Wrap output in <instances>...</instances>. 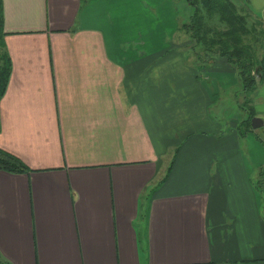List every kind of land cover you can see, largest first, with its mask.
Segmentation results:
<instances>
[{
	"label": "crops",
	"instance_id": "crops-1",
	"mask_svg": "<svg viewBox=\"0 0 264 264\" xmlns=\"http://www.w3.org/2000/svg\"><path fill=\"white\" fill-rule=\"evenodd\" d=\"M2 2L0 149L30 171H0V260L264 264L236 122L209 112L223 91L236 97L237 70L214 54L199 71L168 50L173 1ZM240 2L262 31L264 0Z\"/></svg>",
	"mask_w": 264,
	"mask_h": 264
},
{
	"label": "trees",
	"instance_id": "trees-1",
	"mask_svg": "<svg viewBox=\"0 0 264 264\" xmlns=\"http://www.w3.org/2000/svg\"><path fill=\"white\" fill-rule=\"evenodd\" d=\"M196 1L198 0H188L193 7ZM199 1L206 10L209 21L219 24L207 23L200 10L194 7L195 13L190 22L182 25L192 39L189 44L194 49L203 46L206 56L212 53L226 59L237 70L244 93L254 94L264 81V58L258 57L251 38L259 37L262 31L250 25L248 15L242 9L239 10L232 0ZM4 37L3 2L0 0V102L6 93L12 73V63L5 48ZM250 129L253 130L251 124ZM0 171L23 174L30 170L19 158L0 149ZM0 264L5 263L0 260Z\"/></svg>",
	"mask_w": 264,
	"mask_h": 264
},
{
	"label": "rangeland",
	"instance_id": "rangeland-1",
	"mask_svg": "<svg viewBox=\"0 0 264 264\" xmlns=\"http://www.w3.org/2000/svg\"><path fill=\"white\" fill-rule=\"evenodd\" d=\"M173 5L175 7V21L177 23V29L174 33H171L167 37H165V45L169 47L168 50H178L179 52H182L185 56L187 53L189 55V64L192 60V67L198 68L200 71V67L205 65L206 60L208 59V55H214L212 53H209L206 56V52L203 48V46H197L195 49L190 43V36L187 34V31L182 28V25L190 22V18L195 13V8H198L200 10V14L205 17V21L209 24H216L218 25L216 21L210 22L207 17V12L205 9H203V6L201 2L198 0L196 1V5L194 7L188 2V0H172ZM234 4L237 6V8L240 10L244 3L240 2V0H232ZM245 9V7H244ZM250 10V9H249ZM248 11L245 9V12ZM254 19L257 20V16H254ZM142 20H144L142 16ZM250 25H254L255 27L260 28V22L256 21V23L253 22L252 19H248ZM156 24L158 25V29L162 32V23L163 18L161 16H158L155 20ZM254 23V24H253ZM261 29V28H260ZM189 40V43L186 44V42H183L184 40ZM257 42L255 44V42ZM185 45H183V43ZM251 43L255 45L256 52L258 54V57L264 58V28L262 27V35H259V37L252 39ZM180 44V47L178 45ZM187 46V47H185ZM192 46V47H191ZM241 79L239 74L237 73V89L234 90L235 96L233 93L229 96V91H223V93L220 94L219 98H217V95L214 97L215 100L212 103L209 112L210 114H213L214 117L217 118V120H220V123L222 126L226 122H236L235 131H237L238 134V144L239 149L241 153H238V161L240 164H246V172L247 175H249L250 184H252V188L254 193L256 194L257 201H258V211L260 212L261 219L264 221V125L256 130L250 129V124L252 127V120L258 116H255V114L261 113L264 114V88L259 91L262 95L257 98H254L256 95V92L252 95L245 94L243 91V86L241 84ZM260 87V86H259ZM259 100L262 101V106H257ZM219 110V113L218 111ZM255 116V117H254ZM220 117V118H219ZM253 117V118H252ZM264 122V115L262 117H258ZM250 121V122H249ZM224 128L227 130L228 128L224 126ZM234 127L231 128V130ZM249 129V130H248ZM250 132V133H249ZM242 162V163H241ZM240 196V195H238ZM264 249V247L260 246V250ZM259 252H256V254H260ZM264 257V254L262 255Z\"/></svg>",
	"mask_w": 264,
	"mask_h": 264
},
{
	"label": "water",
	"instance_id": "water-1",
	"mask_svg": "<svg viewBox=\"0 0 264 264\" xmlns=\"http://www.w3.org/2000/svg\"><path fill=\"white\" fill-rule=\"evenodd\" d=\"M263 125H264V122H263L260 118H258V117L254 118V119L252 120V128H253L254 130L260 128V127L263 126Z\"/></svg>",
	"mask_w": 264,
	"mask_h": 264
}]
</instances>
